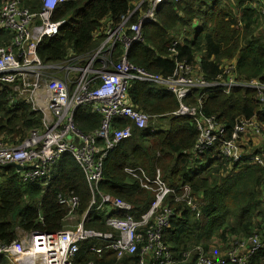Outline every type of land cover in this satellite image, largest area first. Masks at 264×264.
<instances>
[{
    "label": "trees",
    "instance_id": "16d2710c",
    "mask_svg": "<svg viewBox=\"0 0 264 264\" xmlns=\"http://www.w3.org/2000/svg\"><path fill=\"white\" fill-rule=\"evenodd\" d=\"M263 3L264 0H170L157 10V22L142 29L143 42L130 47L128 61L149 73L169 76L174 69V58L168 47L177 42L178 60L200 67V74L208 81L222 73L223 61L234 63L238 80L264 81V35L258 33L260 24L264 23ZM22 5L31 12L40 11L42 6L40 1L28 0H22ZM133 10V0H67L58 5L52 20L63 25L55 38L43 39L37 48L41 63L61 64L72 56L92 53L103 41L108 26L118 24L122 16ZM130 21H136V16ZM10 40L8 33L0 31V47L8 46ZM201 93L196 89L188 104L193 105ZM128 100L138 111L156 118L143 130L128 119L113 120L114 128L129 126L131 137L103 161L100 195L130 204L131 215L139 220L153 196L141 190L124 170L142 167L153 175L158 168L170 188L187 187L196 205L192 211L185 203L175 202L172 195L165 199L172 217L162 238L171 248L174 264H194L193 251L197 246L208 257L224 256L236 241L251 236L260 239L262 249L251 257L250 263L264 264L262 168L249 161L230 162L218 147L193 155L197 130L192 121L186 117L161 116L177 110L178 103L172 94L133 82ZM202 111L205 116L216 117L228 130L241 116L255 118L264 125V106L246 90L238 89L229 95L207 94ZM41 118V113L9 89L0 92V143L19 145L32 130L40 127ZM101 119L87 107L75 111L73 123L80 133L87 135L100 128ZM157 121L166 127L152 132L158 126L154 125ZM256 154L261 152L257 150ZM0 170V244H10L16 238V229L25 233H57L72 227L66 220L67 208L59 199L77 197V214L69 221L75 225L88 208L91 199L88 184L67 154L54 165L45 186L22 182L19 171L12 167ZM96 198L99 201V195ZM98 203L94 206L93 219L85 226L106 232L108 228L102 220L121 214L109 207L97 210ZM87 245H80L76 264H138L139 252L118 260L112 252L87 253ZM185 253H190L187 259L183 258ZM0 264H7L5 258H0Z\"/></svg>",
    "mask_w": 264,
    "mask_h": 264
},
{
    "label": "built area",
    "instance_id": "2783aa9c",
    "mask_svg": "<svg viewBox=\"0 0 264 264\" xmlns=\"http://www.w3.org/2000/svg\"><path fill=\"white\" fill-rule=\"evenodd\" d=\"M40 1L41 10L31 12L22 0H0V31L11 36L6 47H0V92L11 93L25 100L34 111L41 113V125L16 146L0 143V166L22 167V182L48 184L52 168L67 154L73 158L88 184L91 199L77 225L57 233L16 229V238L8 245L0 244V258L7 264H76L79 247L88 243V253L112 252L118 260L136 255L138 264H174L171 248L164 244L162 232L169 225L172 210L165 205L167 196L185 203L195 211L196 205L187 187L170 188L159 169L153 175L141 167L126 168L124 172L138 187L153 196L148 210L139 220L132 217V207L116 198L100 195L103 161L121 142L131 137V128H114V119H128L136 128L146 129L150 116L135 109L128 100L133 82L144 83L172 94L178 108L170 116L186 117L197 130L193 155L213 147L230 162L249 161L264 171V125L255 118L238 117L228 130L216 117L205 116L202 104L207 94L228 95L234 90H246L264 106V81L238 80L234 63L215 79L208 81L200 74V67L178 60L173 42L168 51L174 58L171 75L152 74L128 61L132 45L142 43V29L157 22L159 7L170 0H133L134 10L108 26L104 39L96 50L86 56H72L61 64L43 65L37 48L43 39L55 38L62 22L52 20L56 7L67 0ZM264 9L261 10L263 16ZM136 16V21L131 18ZM117 54H119L117 56ZM196 89L202 91L195 103L188 100ZM90 108L101 116L100 128L84 135L74 126V113ZM253 144L254 148L248 146ZM259 150L261 155H257ZM264 182V173H263ZM99 195V201L96 198ZM97 210L109 207L121 216H108L102 221L110 232L86 228ZM67 208L66 220L71 221L78 209L77 197L59 199ZM143 232H139L140 230ZM18 233L22 235L18 239ZM139 246V247H138ZM262 249L257 236L240 239L221 257H208L200 246L194 248V264H251L250 259ZM185 253L183 258L189 257ZM83 264H94L92 262Z\"/></svg>",
    "mask_w": 264,
    "mask_h": 264
},
{
    "label": "rangeland",
    "instance_id": "374dc122",
    "mask_svg": "<svg viewBox=\"0 0 264 264\" xmlns=\"http://www.w3.org/2000/svg\"><path fill=\"white\" fill-rule=\"evenodd\" d=\"M253 7H256L255 5L253 6ZM237 12L234 10V14H236ZM238 17H239V14H238ZM264 23H261L260 24V30H259V34L260 35H264V29L262 28V26H264L263 25ZM186 30V29H185ZM233 64V63H232ZM232 64L231 65H229V64H225V62L223 61V68L224 69H229V68H231L232 67ZM171 114V113H170ZM170 114H167V115H161V116H170ZM154 120V119H153ZM154 125H159V128H164V127H166V124L165 123H163V122H155V124ZM251 145V147L250 146H248L249 148H254V146H253V144H250ZM1 171V170H0ZM76 214H77V212H76ZM76 214H74V216H76ZM76 224V223H75ZM75 224H73V223H70L69 225H71V226H74ZM104 224V223H103ZM64 230H66V229H64ZM16 232V231H15ZM107 232H110L109 230L107 231ZM22 238V235H20L19 233H18V239H21ZM188 258V257H187ZM187 258H185V259H187Z\"/></svg>",
    "mask_w": 264,
    "mask_h": 264
},
{
    "label": "crops",
    "instance_id": "0c3cea01",
    "mask_svg": "<svg viewBox=\"0 0 264 264\" xmlns=\"http://www.w3.org/2000/svg\"><path fill=\"white\" fill-rule=\"evenodd\" d=\"M32 2H36V1H32ZM263 5H264V3H263ZM263 23V22H262ZM264 25V24H263ZM262 28L264 29V26H262ZM260 30V29H259ZM235 62V61H234ZM233 63V62H232ZM235 91V90H234ZM233 91V92H234ZM232 92V93H233ZM231 94V93H230ZM229 95V94H228ZM149 124V123H148ZM165 128V127H164ZM164 128H162V129H164ZM138 129V128H137ZM139 130H143V129H139ZM157 130H161V128H159V125L158 126H155V127H153V130H152V132H155V131H157ZM250 147H251V145H249ZM142 168V167H141ZM144 169V168H143ZM158 169V168H157ZM160 170V169H159ZM155 172V171H154ZM130 205V204H129ZM131 206V205H130ZM132 207V206H131ZM133 217V216H132ZM84 244V243H83ZM88 244V243H87ZM87 247H88V245L86 246V252L88 253V251H87Z\"/></svg>",
    "mask_w": 264,
    "mask_h": 264
},
{
    "label": "water",
    "instance_id": "95a60500",
    "mask_svg": "<svg viewBox=\"0 0 264 264\" xmlns=\"http://www.w3.org/2000/svg\"><path fill=\"white\" fill-rule=\"evenodd\" d=\"M7 167H12V168H14L16 171H21V170H22V167L17 166V165L0 166V169H6Z\"/></svg>",
    "mask_w": 264,
    "mask_h": 264
}]
</instances>
